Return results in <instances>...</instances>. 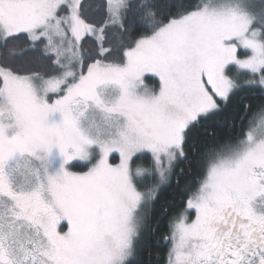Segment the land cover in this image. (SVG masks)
Segmentation results:
<instances>
[{"label":"snow or ice","instance_id":"obj_1","mask_svg":"<svg viewBox=\"0 0 264 264\" xmlns=\"http://www.w3.org/2000/svg\"><path fill=\"white\" fill-rule=\"evenodd\" d=\"M0 264H264V0H0Z\"/></svg>","mask_w":264,"mask_h":264},{"label":"trees","instance_id":"obj_2","mask_svg":"<svg viewBox=\"0 0 264 264\" xmlns=\"http://www.w3.org/2000/svg\"><path fill=\"white\" fill-rule=\"evenodd\" d=\"M147 84L149 85V86H151L152 85V81H147ZM156 251V249H153V252H155Z\"/></svg>","mask_w":264,"mask_h":264},{"label":"rangeland","instance_id":"obj_3","mask_svg":"<svg viewBox=\"0 0 264 264\" xmlns=\"http://www.w3.org/2000/svg\"><path fill=\"white\" fill-rule=\"evenodd\" d=\"M147 83V82H146Z\"/></svg>","mask_w":264,"mask_h":264}]
</instances>
